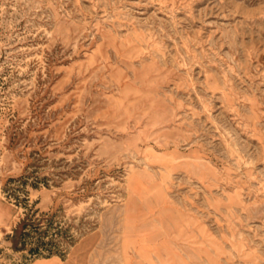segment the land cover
I'll list each match as a JSON object with an SVG mask.
<instances>
[{
	"label": "rangeland",
	"instance_id": "374dc122",
	"mask_svg": "<svg viewBox=\"0 0 264 264\" xmlns=\"http://www.w3.org/2000/svg\"><path fill=\"white\" fill-rule=\"evenodd\" d=\"M1 200L0 264H128L132 204L139 240L178 236L161 207L201 264H264V0H0Z\"/></svg>",
	"mask_w": 264,
	"mask_h": 264
},
{
	"label": "crops",
	"instance_id": "0c3cea01",
	"mask_svg": "<svg viewBox=\"0 0 264 264\" xmlns=\"http://www.w3.org/2000/svg\"><path fill=\"white\" fill-rule=\"evenodd\" d=\"M141 187H143V184L141 183ZM139 194V188L134 192V200L137 199V196ZM133 202V199H132ZM160 203V204H159ZM157 205H161V201H157ZM12 208L9 207L7 204H5L2 200L0 201V223H6L10 217V212ZM154 210V209H153ZM137 214V210L134 208V205L132 204L130 207V231L129 234L126 237V245L128 248H132L134 255L131 256V258L128 261V264H201L200 262H203L202 259L199 258V254L203 255L204 249L202 248L201 241L199 242L198 238H194L195 235L199 237V235L202 236L203 234V227L200 223L195 222L194 216H190L186 212H180L179 214L172 213V216H167V213L162 214L161 207L159 209L154 211V216L157 217L156 220H158L159 224L155 225L157 228V231L165 232L164 230L167 229V226L169 223L171 226V230L177 231V237L175 240H169L166 237L164 238L163 234H161L162 237L159 239H151L148 237L142 236V239L139 240L138 235L134 234L133 231L135 230L133 226V220H134V214ZM168 222L167 225L165 222ZM172 222V224H171ZM26 226V225H24ZM23 226L22 235L23 232L26 231V229ZM8 245L13 250V243L8 242ZM22 245V249L15 253H20V259L17 261L16 258H13L9 261L8 264H65L66 260H64L63 256L58 254H53L49 257H40L38 259H30L31 256H37V252L35 250H30L27 244H23V242L20 243ZM181 249H180V248ZM182 248L186 250L187 254H184L182 251ZM29 251L31 253L29 254ZM196 251V257H193L192 255H189L191 252ZM204 257V256H203ZM76 257L73 259H68V264H76L75 261ZM7 263V262H6Z\"/></svg>",
	"mask_w": 264,
	"mask_h": 264
},
{
	"label": "bare ground",
	"instance_id": "6f19581e",
	"mask_svg": "<svg viewBox=\"0 0 264 264\" xmlns=\"http://www.w3.org/2000/svg\"><path fill=\"white\" fill-rule=\"evenodd\" d=\"M252 164V163H251ZM252 166V165H251ZM203 169H204V173H207V174H215V171L213 170V169H211V168H209V167H207V166H203L202 167ZM241 169V168H240ZM239 170V169H238ZM224 192H225V194L227 193V190L226 189H224L223 190ZM233 191V193H234V197L236 198V202L239 204V205H241L242 207H246V202L244 201V199H242V195H241V193H240V186L238 185V186H236V187H234V189L232 190ZM225 202H226V200H225ZM241 209V208H240Z\"/></svg>",
	"mask_w": 264,
	"mask_h": 264
}]
</instances>
